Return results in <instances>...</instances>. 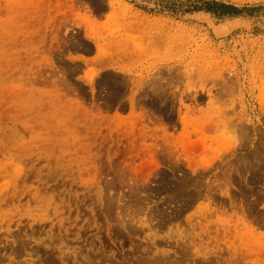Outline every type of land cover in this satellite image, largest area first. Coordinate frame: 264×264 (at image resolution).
Listing matches in <instances>:
<instances>
[{"label":"rangeland","instance_id":"rangeland-1","mask_svg":"<svg viewBox=\"0 0 264 264\" xmlns=\"http://www.w3.org/2000/svg\"><path fill=\"white\" fill-rule=\"evenodd\" d=\"M197 1L0 0V264H264V20Z\"/></svg>","mask_w":264,"mask_h":264},{"label":"trees","instance_id":"trees-1","mask_svg":"<svg viewBox=\"0 0 264 264\" xmlns=\"http://www.w3.org/2000/svg\"><path fill=\"white\" fill-rule=\"evenodd\" d=\"M193 11H205L218 18L244 17L248 19L264 20V5L245 6L238 8L234 5L216 0H199Z\"/></svg>","mask_w":264,"mask_h":264}]
</instances>
